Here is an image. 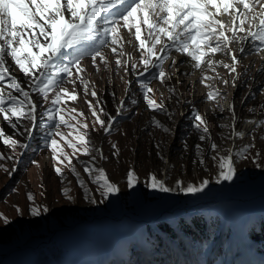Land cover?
<instances>
[{
    "label": "rangeland",
    "instance_id": "obj_1",
    "mask_svg": "<svg viewBox=\"0 0 264 264\" xmlns=\"http://www.w3.org/2000/svg\"><path fill=\"white\" fill-rule=\"evenodd\" d=\"M256 8L259 11V5ZM121 35L126 41L123 51L128 54L121 59L128 60L129 69L135 63L134 71L117 67V57L106 44L100 48L105 62L99 58L93 62L87 55L80 60L87 94L80 79H76L75 84L69 82L73 77L61 81V87L69 92L74 89L78 95L77 101L64 98L65 102L59 105L61 114L68 124L76 125L80 134L88 133L90 155L82 151L74 153L61 137L49 135L55 122L48 119V110L59 89L49 92V99L45 100L28 87V79L7 58L11 74L30 92L38 107L35 121L23 120L16 129L0 115V132L3 133L0 153L14 157L0 160V164L11 171L9 176L0 168V213L12 221L8 226H0V264H212L214 260L220 264H260L257 258H263L264 251L254 250V242L247 239V232L251 227L258 230L260 225L264 226V202H246L239 196L244 192L264 196V123H261L264 122V51L251 39L231 45L239 61L235 65L236 73H232L223 67L224 63L231 64L230 57L223 52L212 57L218 63L210 69L206 65L194 67L187 55L181 56L173 49L162 65L145 71L139 62L134 29L132 33L121 29ZM93 46L85 44L70 49L61 59L67 63L81 52L91 51ZM241 47L243 52L239 51ZM161 69L166 73L163 82L157 79ZM72 72L75 75L76 69ZM204 77L208 78L201 83ZM145 83L153 89L148 96L163 111H154L147 105L142 87ZM9 91L12 89L4 87L3 94ZM92 91L96 92L95 97ZM210 91L219 95L210 100ZM88 101L106 121V126L108 117L100 112L101 108L115 118L109 132L105 133L96 123ZM229 104L234 105L235 131L245 133L242 138L228 139L233 130ZM72 108L77 109V113H73ZM196 114L204 121L201 127L209 129L204 141L199 139L203 133L194 126L199 123L194 120ZM77 121L87 124L88 128H82ZM26 128L30 131H25ZM58 130L80 147L75 140L76 129L61 125ZM8 136L26 147L6 146L3 141ZM53 138L62 153L71 159V164L61 151L54 154L48 147ZM212 143L218 145L221 154L227 155L229 149L234 154L232 180L216 182L218 158L213 160L216 152L210 148ZM249 144L254 147L245 153L247 158L235 156ZM93 148L99 149L104 158L92 151ZM256 153L260 155L253 160ZM54 155L58 159H53ZM56 168L61 169L63 176ZM86 168L92 171H85ZM100 168L120 189L106 200L98 184L93 182ZM130 169L137 175L133 188L127 186L126 174ZM150 174L169 187H175L176 180L185 185H198L204 179L209 183L195 194L164 193L147 187ZM78 178L83 181V187L77 182ZM65 188L70 189L71 201L64 196ZM28 193L33 195V202L27 200ZM221 196L228 200L207 206L206 200L216 201ZM91 199L98 202L93 204ZM16 206L22 214H17ZM30 206H47L49 211L33 217L29 213ZM172 208L176 211L168 212ZM138 218L144 220L130 221ZM194 218L211 222L215 230L202 240L194 237L192 241L177 225L180 220L183 226L192 225ZM169 228L178 236H171ZM44 257L46 259H42Z\"/></svg>",
    "mask_w": 264,
    "mask_h": 264
},
{
    "label": "snow or ice",
    "instance_id": "obj_2",
    "mask_svg": "<svg viewBox=\"0 0 264 264\" xmlns=\"http://www.w3.org/2000/svg\"><path fill=\"white\" fill-rule=\"evenodd\" d=\"M257 5H259V11H257ZM121 29H127L130 33L134 29L139 62L144 66L145 71L150 67L162 65L164 60L168 59V52L174 49L187 55L194 62V67L201 68L202 65H206L210 69L218 63L212 57L223 52L231 59V64L224 63L223 67L236 73L235 65L239 61L231 45L251 39L258 42L260 51H264V0H0V85H2L0 87V115L10 123L13 129H16L23 120L34 122L36 119L38 106L30 92L22 87L17 77L11 74L7 66V58H10L28 79V87L35 90L45 100L49 99V92L59 89L55 91L50 101L52 107L48 110V119L55 122V127L49 135L61 137L74 153L82 151L84 155H90L91 139H86L88 133L80 134L76 125L68 124L61 114L62 110L59 105L65 102L64 98L67 101L78 100L75 90L69 92L67 88L61 87V81L65 77H73L69 82L75 84V80L80 79L81 83H84L87 94V83L83 81L81 75L84 69L79 67L80 60L87 55L91 56L93 62L97 58L105 62L106 57L100 48L106 44L110 47L112 54L117 57L115 60L117 67H124L125 71H134L137 67L135 63H132L129 69L128 60L121 59L128 55L123 51L126 41L121 35ZM85 44L95 46L91 51H83L67 63L62 61L61 58L68 50ZM239 51L243 52L244 48L241 47ZM58 59H61L60 63H56ZM73 68L76 69L75 75L72 72ZM138 74L142 75V73ZM165 76L166 73L161 69L157 79L163 82ZM207 78L204 77L201 83H204ZM4 87L12 91L4 95ZM142 87L145 89L144 99L147 105L154 111H163L164 109L148 96L153 89L147 83ZM13 92L18 93L19 96L14 95ZM91 95L95 97L96 92L92 91ZM218 95L219 92L210 91L208 99H215ZM87 103L96 123L105 133L109 132L111 122L115 118L109 116L101 108L100 112L108 117L106 126V121L100 118L91 102ZM228 110L233 113L231 126L233 130L228 139L233 136L242 138L245 133L235 131L234 105L229 104ZM71 111L77 113L75 108ZM78 115L83 116V113H78ZM72 118L75 119V117ZM194 120L199 121L194 126L203 133L199 139L204 141L209 129L201 127L204 121L199 114L194 116ZM154 123L160 126L159 122L154 121ZM77 124L84 129L88 128L87 124L80 121H77ZM61 125L76 129L75 140L80 147L68 141L64 133L58 130ZM25 131H30V129L26 128ZM2 134L0 132V135ZM3 142L10 147L17 145L21 149L26 147L25 144L11 136ZM48 147L54 154L61 151L64 159L71 164V159L62 153L55 138L49 141ZM115 147L116 145H113V148ZM196 147L199 149L200 145ZM253 147V144L245 145L235 156L247 158L245 153ZM210 148L216 152L213 160L218 158L219 171L216 182L232 180L235 174V157L231 149L228 150L227 155H224L218 151L216 143H212ZM92 151L104 158L99 149L93 148ZM259 155L260 153H256L253 160ZM4 159L10 160L14 157H5L0 153V160ZM53 159H58V157L54 155ZM200 163H203V160ZM0 168L9 176L11 175V171L3 164H0ZM71 170L76 174L75 167ZM85 171L91 172L92 170L86 168ZM96 171L99 175L93 182L98 184V190L104 200L109 195L120 191L119 187L106 177L103 168ZM56 172L63 176L60 168H56ZM126 176L128 188H133L137 182L136 173L130 169ZM77 182L83 187V181L78 178ZM208 183L209 181L204 179L198 185L193 183L185 185L181 180H176L175 187H169L164 181L150 174L147 187L164 193L178 191L184 194H195L202 192ZM69 191L70 189H63L65 198L71 201L73 198L68 195ZM85 192V198L88 199L87 189ZM27 200L33 202L34 198L31 193L27 194ZM90 202L95 204L98 201L91 199ZM99 202L102 203L103 200ZM16 211L17 214H22L18 206H16ZM48 211L47 206H30L29 208V213L33 217H38L42 212L47 213ZM0 222H2L0 226H8L12 223L11 219L2 213H0Z\"/></svg>",
    "mask_w": 264,
    "mask_h": 264
},
{
    "label": "trees",
    "instance_id": "obj_3",
    "mask_svg": "<svg viewBox=\"0 0 264 264\" xmlns=\"http://www.w3.org/2000/svg\"><path fill=\"white\" fill-rule=\"evenodd\" d=\"M177 228L182 230L186 235L188 234L189 238L193 241L194 237L197 239L202 240L206 235H211L212 231L215 230L216 226L213 225L211 222H204V220L197 219L195 218L192 220V225L189 226H183L181 225V220L177 225ZM218 228V226H217ZM171 230L170 235L177 237L178 235L175 234L173 228H169ZM167 232V231H165ZM247 239L251 240L254 242V250L258 253H261L264 251V226L260 225L258 227V230L255 228L251 227L249 231L247 232ZM182 241V240H181ZM163 245H166V243L163 241ZM183 245V243H181ZM198 255V251L196 252ZM42 255V251H41ZM46 259V257L42 258ZM264 259V257H263ZM212 264H220L218 260H214Z\"/></svg>",
    "mask_w": 264,
    "mask_h": 264
},
{
    "label": "bare ground",
    "instance_id": "obj_4",
    "mask_svg": "<svg viewBox=\"0 0 264 264\" xmlns=\"http://www.w3.org/2000/svg\"><path fill=\"white\" fill-rule=\"evenodd\" d=\"M258 6V5H257ZM181 56H182V54H180ZM189 60H187V58L185 59V62H188ZM187 64H185V66H186ZM239 198L242 200V201H246V202H250V201H252V200H261V201H263L264 202V196L262 195V194H259V193H248V192H244V193H242L240 196H239ZM223 200L224 201H226V200H228V199H226V197L225 196H221L218 200H216V201H213V199L211 200H206V201H208L206 204H207V206H210V205H213L215 202H223ZM205 202V201H204ZM202 203V202H201ZM201 205H203V204H201ZM193 205H191V207H192ZM177 210L179 209L178 207H175ZM175 208H172V209H170V210H168V212H173V211H176V209ZM135 219V218H134ZM134 219H131L130 221L132 222V223H134V222H138V221H141L142 222V220H144L143 218H138V219H136V221L134 220ZM150 219H154V218H150ZM150 219H148V220H150Z\"/></svg>",
    "mask_w": 264,
    "mask_h": 264
}]
</instances>
